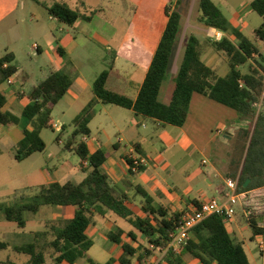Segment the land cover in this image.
<instances>
[{"label":"trees","instance_id":"obj_1","mask_svg":"<svg viewBox=\"0 0 264 264\" xmlns=\"http://www.w3.org/2000/svg\"><path fill=\"white\" fill-rule=\"evenodd\" d=\"M180 4L181 0H177L173 6H164L167 20L136 97L108 88L109 71L104 69L92 83V99L69 124L70 132L65 124L61 125L56 139L62 142L63 149L80 158V168L86 172L84 178L79 182L66 180L43 183L27 198L24 199L22 195L19 202H0V212L20 228L26 226L25 212L37 213L44 205L70 207L71 216L35 231L30 242L12 245L0 237V251L11 247L18 253L26 254L28 259L25 264H48L49 258L55 264H74L81 258H87L91 264H98L87 256L93 240L86 230L94 224L96 215L105 216L108 211L114 212L139 231L145 243L140 241L133 229L126 231L115 226L106 235L110 242L120 245L122 253L117 260L111 257L102 264H114L116 261L119 264H142L145 259L158 254L167 246L168 234L181 220L183 212L170 211L167 206L155 203L154 197L137 184L135 194L142 196L138 213L129 195L116 190L102 168L107 153L102 149L90 153L86 139L83 138L91 135L89 122L95 114L97 102L132 109L135 114L162 125L175 126L186 123L194 93L235 110L240 117L254 122L252 131L245 130L249 138L238 177L239 191L246 192L264 186V112L256 115L254 105L264 92V65L261 62L264 55L256 42L244 35L238 27L230 29L228 18L213 0H198L197 21L223 33L220 39H214L211 44L216 50L226 53L228 72L220 76L207 65L201 58L202 41L194 33H189L180 52L169 96L162 100L160 92L181 33ZM250 6L263 19L254 31L255 41L264 42V0H251ZM46 9L50 16L68 25H73L79 19L90 21L95 12L93 10L89 15L82 14L61 1H54ZM229 34L235 39L230 38ZM57 52L64 55L62 47H57ZM14 58V53L10 51L0 57V84L17 72ZM253 58L258 66L249 64L248 71L242 72L240 67ZM112 66L113 63L110 64ZM239 79L243 80L242 85ZM70 86L71 79L65 71H52L31 88L21 111L25 121L22 137L13 147L16 161L20 162L45 149L46 143L40 132L45 127L53 128L50 123L52 109ZM17 95L19 98L24 97L20 92ZM6 101L5 94L0 91V124L6 127L19 124L18 115L3 109ZM84 161H87V165L83 164ZM128 163L132 174L145 168L140 166L137 172H133L130 168L131 160L128 159ZM247 179L249 182L244 186ZM194 202L199 207V203L196 200ZM245 205L250 210L245 221L251 232L250 239L254 240L263 236L264 204L245 200ZM123 236L128 241L123 240ZM150 244L154 246L152 249L148 247ZM191 259H198L201 264H249L243 241L230 232L222 217L216 214L193 227L190 239L181 250L178 253L169 251L158 264H184ZM1 264L15 263L7 260Z\"/></svg>","mask_w":264,"mask_h":264},{"label":"rangeland","instance_id":"obj_2","mask_svg":"<svg viewBox=\"0 0 264 264\" xmlns=\"http://www.w3.org/2000/svg\"><path fill=\"white\" fill-rule=\"evenodd\" d=\"M54 1L56 0H40V2H37V0H0V57L6 52H13L15 55L13 63L18 68V72L13 75L14 83L9 84L4 82L1 84V88L5 89L7 97V94L11 91L18 90L20 93L24 92L25 94L23 98L17 97L14 105L6 106V109L4 108L18 115L20 123L10 127L0 124V202L6 204L19 202L22 195L24 199L27 198L42 183L53 180L79 182L86 175V172L80 168V158L75 153L63 149L60 141L56 139L59 131L51 127H45L40 132L41 137L46 143L43 151L35 152L20 162L14 159L13 147L22 135V127L25 122L21 116V108L27 102L26 96L34 85H37L52 71H65L71 79V89L75 91L81 87V83H84L82 82L84 80L92 86L93 80L100 72L107 69L109 71L107 86L131 97L136 94L138 84L145 74L143 61L147 56L141 52L140 47L132 46L129 43V47H123L120 51L118 48L124 35L128 34V36H131V39L133 38L134 41H138L139 38L141 40L143 35L146 34L142 33L140 35L138 28H135L134 24H144L146 17L147 21L150 20V16L148 15L155 10L153 0L143 2L142 4H138L137 0H100V7L103 8L101 13L102 16L104 15L106 21L111 24L109 27L100 25V20H93L91 23L78 20L73 25L60 22L50 17L46 9V6L51 5ZM168 1H171L172 6L176 3V0ZM197 2L198 0H181V4L178 7L181 12V33L160 92L162 100H166L169 96L170 87L176 75V66L178 65L180 52L189 33H194L199 37L202 41L204 53L212 51V53L217 55L218 64H222V67L216 71L218 75L223 76L229 70L226 53L216 50L211 44V41L216 39L214 36L215 31L212 30L211 34L209 32L207 34L205 25L197 21ZM213 2L228 18L230 29L238 27L244 35L256 42L264 55V42L260 40L255 41L254 37V31L262 24L263 19L257 12L251 9V0H213ZM69 5L77 8L76 10L80 12L87 13L89 10L87 7L84 10L80 4L77 5L75 3V0L73 2L70 1ZM100 29L106 31L103 33H107V36L100 34ZM92 36H94V41H88L87 37ZM229 36L233 40L235 39L233 35L229 34ZM72 37H77L80 42H86L88 46H78L76 49L74 58L78 62V69L70 65L67 58L57 52V47L59 45L65 46ZM37 44L40 45L41 52L36 50L35 45ZM202 57L205 60L203 53ZM205 61L211 65L210 60L206 59ZM261 62L264 65V60ZM111 63H113L112 67H110ZM249 64L258 66V63L253 58L241 67L243 72L248 71ZM91 89L85 87L74 102H70V94L60 99L52 109L51 121L65 124L70 132L71 127L69 124L73 117L79 112L83 104L93 96ZM112 107H116L124 113L127 111L126 108H119L115 105H112ZM222 107L229 109L233 113L235 112V110L227 106ZM95 113L94 119L89 124L91 128L89 139L95 141L103 139L104 137L101 132L103 127L111 129L112 136L114 137L113 125L105 112L102 111L100 114L98 107H95ZM216 117H219L228 124L231 122V120L227 121L226 118L229 115L225 113L211 115L210 119ZM252 123L250 119L249 128ZM236 124L240 126V123ZM185 126L186 130H188V124ZM179 129V126L167 125V131L170 133L173 131L177 134L180 132ZM138 130L147 137V141L143 145V154L148 161V167L154 165L156 157L161 154L164 161L173 164L177 171L180 167L184 168L186 166L190 167L191 172L193 170L199 171V179L192 178L191 181L194 184L201 183L203 185L207 181L206 178L203 181V175L209 176L215 184L220 181L216 176L217 171L215 172V168L223 170L227 157L233 158L235 164L239 165L249 138L247 132H240L231 139L230 136H226L228 143L224 146L222 145L223 136L219 135L216 137L213 151L209 150L206 154H201L199 151L194 153L191 147H179V140L173 145L164 146L161 139L157 136V128L150 120H145L144 126H138ZM246 131L250 132V129ZM224 132L227 133L228 130L226 131L225 129ZM152 135L153 137L151 138ZM160 149L161 151H159ZM203 159H205L204 163H202ZM63 170H65V173ZM174 173L176 174L177 172ZM114 187L117 191L121 190L117 185H114ZM123 190L127 191L126 188ZM134 191V189H128L129 195L136 205L135 209L139 210V198L142 199V196L135 194ZM208 194H213V192L208 191ZM52 207L54 206L44 205L37 213L25 212L24 216L27 224L24 228H20L15 222L7 220L3 213L0 212L1 239L12 245L32 241L35 231L42 229L44 223L56 218V214H59ZM62 213L61 215L59 214L60 218H64V215L70 214V209H66L63 213L64 215ZM96 218L102 219L98 216ZM119 219L121 224H127L124 219L120 217ZM102 225V233L104 234L109 225L106 223ZM138 237L140 241L144 242L141 235ZM93 241L94 244L89 250L88 256L95 261L104 262L110 256L117 255L118 250L121 251L117 244L105 241L104 237L99 233L94 236ZM246 242L254 248L253 254L256 258L254 260L250 254V264H255V261L257 264H261V256L256 249V242L249 239ZM8 254L14 260L16 256L20 257V254L8 248L0 251V261L5 260ZM83 262L84 259L82 258L77 261V263Z\"/></svg>","mask_w":264,"mask_h":264},{"label":"crops","instance_id":"obj_3","mask_svg":"<svg viewBox=\"0 0 264 264\" xmlns=\"http://www.w3.org/2000/svg\"><path fill=\"white\" fill-rule=\"evenodd\" d=\"M59 1V0H56ZM67 3L69 5L70 1L74 0H61V2ZM138 1V2H137ZM136 2L138 4H142L143 2H149L150 0H137ZM177 1V0H176ZM40 2V0H39ZM155 3V10L153 13L150 15V20L147 21V17L144 20V24H134L135 28H138V33L141 35L142 33H146L143 35V37L139 38V40L134 41V39H131V36H128V34L124 35L119 43V48L118 50L122 49L123 47H129V43H131L132 46L140 47L141 52L144 53L147 58L143 61V68L146 74V71L148 69V66L150 64L151 58L153 56L154 50L156 49V46L158 44L159 38L161 36L162 30L165 26L166 20H167V15L164 13V6L166 4H171V1L168 0H153ZM75 3L78 5L80 4L84 10L87 7L89 10L86 12H79L82 14H91V11H95L92 15V19L90 21H86L88 23H91L93 20H100L99 23L100 25L103 26H111L109 22L106 21L104 18V15L102 16L101 10H103L102 7H100V0H75ZM70 6V5H69ZM73 8L72 6H70ZM77 9V8H73ZM102 16V17H101ZM52 17V16H50ZM55 18V17H52ZM96 18V19H95ZM56 19V18H55ZM83 20V19H79ZM59 21V20H58ZM78 21V20H77ZM208 32L210 33L212 30L213 31H218L215 28L205 26ZM101 31V32H100ZM100 34H105L107 36V33L104 30L100 29ZM137 33V31H136ZM222 34V32H220ZM211 34V33H210ZM139 35V36H140ZM138 39V38H137ZM87 40L89 41H94V36L92 37H87ZM128 44H126V42ZM78 46H83V47H88L86 42H80L77 37H72L71 39L68 40V42L65 44V46L59 45L58 47H62L64 50V55L70 65L74 66V68L78 69L79 65L78 62L75 61V52ZM131 48V47H130ZM36 50L38 52H41V47L40 45L37 44ZM87 50V49H86ZM203 55L205 57V60H210L211 65L207 64L204 58L201 56L202 60L212 67L215 71L222 67V64H218L217 60V55L211 52H203ZM15 56V55H14ZM250 61V60H249ZM248 61V62H249ZM177 67V66H176ZM242 67V66H241ZM240 67V68H241ZM177 69V68H176ZM242 71V69H241ZM18 72V70H17ZM16 72V73H17ZM243 72V71H242ZM247 72V71H246ZM15 73V74H16ZM14 74V75H15ZM145 74L138 84L137 92L134 96H131L132 98H135L140 86L143 82V79L145 77ZM11 82H7L9 84H13V76L10 77ZM95 80V79H94ZM93 80V81H94ZM2 82V83H4ZM84 83H81V87L77 88L75 91H72L71 86L69 90L66 92V94L62 97L64 98L68 94H70V102H74L79 95L81 94L82 90L85 87L92 88L90 83H87L85 80L82 81ZM1 83V84H2ZM0 84V91L5 94V89L1 88ZM108 87V86H107ZM109 88V87H108ZM171 88V87H170ZM113 89V88H110ZM92 90V89H91ZM114 90V89H113ZM117 91V90H115ZM93 92V91H92ZM120 92V91H118ZM17 93L19 91H14V92H9L6 96L7 101L5 105L3 106V109H6V106L14 105L15 99L18 97ZM24 94V92H21ZM122 93V92H121ZM93 96H91L81 107L79 112L82 110V108L92 99ZM61 98V99H62ZM114 105V104H112ZM110 104H105L102 102H97L95 104V107H98V111L101 114L102 111L105 112L106 116H108L109 120L111 121V124L113 125V130H114V137L112 136L111 129H108L106 127H103L101 129V132L103 134V139H98L97 141L95 140H90V136L87 137L86 143L88 144V148L90 153L94 152L96 149H102L107 153V159L105 160L103 164V170L107 173L111 183L113 185H117L120 187V191L118 192H126L129 195L128 189H134L135 190V185L139 184L141 185L144 189H146L155 199V203H160L164 206H167L170 211H181V212H186L189 210H192L195 207V200L200 204L203 200L211 197H216L219 200L223 199L224 192H225V181L229 178H238L239 177V172L240 168L243 162L244 158V153L242 154L241 160L239 165L235 164V161L233 158H228L224 164L223 170H218L215 168L216 176L220 179L219 182L215 184L213 179H211L207 175H203V181H205V178L207 181H205V185L201 183L194 184L192 183L191 179L196 178L199 179V171H190V167H180V169L177 171L176 167L173 164L168 163L167 161H164L163 156L160 154L159 156L156 157V163L151 166H145L144 170L138 172V173H130L129 171V152L132 147H134L137 151L138 154L141 156L145 157L143 152H144V144L147 141V137L145 134L141 133L138 130V126L142 125L144 126V121L145 120H150L153 122L154 126L157 128L158 132V137L161 139L162 144L164 146L167 145H173L174 143L179 140V147L181 148H187L191 147L193 152L195 153L196 151L200 152L201 154L207 153L209 150L212 152L213 151V146L216 143V137L221 135L223 136V144L226 146L228 141H226V136H230V139L233 138V136L238 135V133H244L245 130L250 129L252 131L253 129V123L249 128V119H245L240 117L237 112L233 113L229 111V109H226L225 107H222L224 105L219 104L207 96L201 95L194 93L190 102V107H189V113H188V118L187 121L184 125L179 126L180 132L176 134V132H168L167 131V125H162L160 122H157L155 120L145 118L142 115H137L134 113L132 109H127L126 113L121 111L120 109H117L116 107H112ZM24 106V105H23ZM22 106V108H23ZM117 106V105H115ZM119 108H122L118 106ZM21 108V111H22ZM4 109V110H5ZM77 112L76 114H78ZM114 115H112V114ZM225 113L226 115H229V119L227 121H230V124L224 122L221 120L219 117L210 119L211 115L214 116V114H223ZM75 114V115H76ZM96 114V113H95ZM92 117L94 119L95 117ZM75 117V116H74ZM73 117V118H74ZM92 119L90 120L89 124L91 123ZM236 123H240V126H238ZM186 124H188L189 129L186 130ZM4 126V125H3ZM6 127V126H5ZM91 129V128H90ZM228 130L227 133L224 132V130ZM22 134V132H21ZM242 136V135H241ZM22 137V135H21ZM20 137V138H21ZM153 135L151 136V138ZM19 138V139H20ZM18 139V140H19ZM121 139V140H119ZM17 140V141H18ZM62 144V142L60 141ZM15 145V144H14ZM123 149V150H122ZM161 151V149L159 150ZM224 157L226 159V156L224 154ZM205 159L202 160V163H204ZM214 167V166H213ZM65 173V170H63ZM174 172H177L176 174ZM205 174V173H204ZM174 175V176H173ZM53 181H58V180H53ZM48 183V182H47ZM43 184V183H42ZM124 188L127 189V191L123 190ZM208 191H212L213 194H208ZM135 193V191H134ZM133 193V194H134ZM246 196V199H243V197ZM129 198L131 199L132 197ZM140 202H141V198ZM245 200L250 201L251 203H258V204H264V186L252 190H248L244 192V194L240 197L239 203L236 206V211H235V217L234 219L226 224L227 229L232 232L234 235L238 236L244 244V248L247 252L248 259H249V264H250V254L255 260V255L253 254L254 248L247 243V239H250V229L248 224L245 221V217L248 215L250 210L247 209L245 205ZM132 201V199H131ZM133 203V201H132ZM136 207V206H135ZM53 209H56L57 212L61 215V213L66 211V209H70V214L63 215L65 216L64 218H60L59 214H56V218L51 219L49 221H45L46 223L43 224L44 229L47 224L54 222L58 219H66L71 216L72 213V208L70 207H65V206H54L52 207ZM42 209V207H41ZM40 209V210H41ZM139 213V210H137ZM98 216V215H96ZM96 216L94 217V224L90 225L86 233L87 235L93 240L94 236L99 233L104 237L105 241H109L106 233L114 228L115 226H120L126 231L133 229L138 236L141 234L139 231L134 229L128 222L127 224H121V221L119 219V216L115 214L112 211H108L105 216H98L99 218H102L101 220L97 219ZM121 218V217H120ZM106 223L109 225L107 229L104 231V234L102 233V227ZM27 224V222H26ZM26 227V226H25ZM41 230V229H40ZM264 238V232L263 236ZM139 238V237H138ZM261 237H257L254 240L257 245V251L260 253L261 256V264H264V251H261L259 248V242H260ZM123 240L128 239L123 236ZM94 244V241H93ZM93 246V245H92ZM91 246V247H92ZM120 247V245H118ZM90 247V249H91ZM11 250L12 248L9 247ZM8 249V248H6ZM89 249V250H90ZM121 249V247H120ZM89 250L87 251V256L89 253ZM13 252H16L12 250ZM18 253V252H16ZM117 255H112L109 258L113 257L114 259H118V257L122 253L121 251H117ZM20 254L19 256L15 257V260L11 257L10 254L7 255L5 260L0 261V264L3 263L4 261L11 260L15 264H25L26 260L28 259V256L23 253H18ZM24 255V256H23ZM89 257V256H88ZM90 258V257H89ZM108 258V259H109ZM84 259L83 263H74V264H91L87 258H82ZM92 259V258H91ZM107 259V260H108ZM49 260V261H48ZM94 260V259H92ZM105 260L104 262H106ZM95 261V260H94ZM48 264H54L52 263L51 259H47ZM98 264H102L104 262H98L95 261ZM66 262H62L60 264H64ZM68 264V263H66ZM114 264H119L117 261ZM184 264H201L198 259H191ZM255 264L257 262L255 261Z\"/></svg>","mask_w":264,"mask_h":264},{"label":"built area","instance_id":"obj_4","mask_svg":"<svg viewBox=\"0 0 264 264\" xmlns=\"http://www.w3.org/2000/svg\"><path fill=\"white\" fill-rule=\"evenodd\" d=\"M214 36L216 39H220L222 35L220 32L215 31ZM35 47L37 48V45H35ZM4 66H6V64H4ZM8 82H11L10 78L8 79ZM239 83L242 85L243 80L239 79ZM254 105L256 115L264 112V92ZM50 123L54 129L58 131L60 130L62 124H58L54 121H50ZM83 138L87 139L85 136ZM128 156L129 160H131L130 168L133 172H137L140 166L147 165V159L138 154L134 147L131 148ZM83 164L87 165V161H84ZM243 194L244 192L239 191L238 178L227 179L225 181L223 199L219 200L216 197L207 198L200 202L199 207L195 206L192 210L184 212L181 220L177 223L174 229L169 232L167 246L162 251L158 252V254L145 259L142 264H158L163 260V256L169 251L178 253L190 239L193 227L210 215H219L222 217L225 224L230 223L235 217L236 206ZM148 247L152 249L154 246L153 244H150ZM259 248L261 251H264V238L262 236L260 238Z\"/></svg>","mask_w":264,"mask_h":264},{"label":"water","instance_id":"obj_5","mask_svg":"<svg viewBox=\"0 0 264 264\" xmlns=\"http://www.w3.org/2000/svg\"><path fill=\"white\" fill-rule=\"evenodd\" d=\"M248 182H249V179H247V180L244 182L243 185L246 186Z\"/></svg>","mask_w":264,"mask_h":264}]
</instances>
